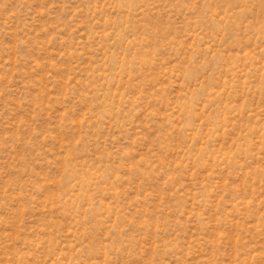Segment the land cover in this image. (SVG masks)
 Listing matches in <instances>:
<instances>
[{
  "label": "rangeland",
  "instance_id": "rangeland-1",
  "mask_svg": "<svg viewBox=\"0 0 264 264\" xmlns=\"http://www.w3.org/2000/svg\"><path fill=\"white\" fill-rule=\"evenodd\" d=\"M0 264H264V0H0Z\"/></svg>",
  "mask_w": 264,
  "mask_h": 264
}]
</instances>
